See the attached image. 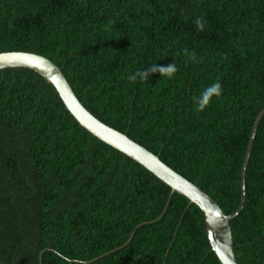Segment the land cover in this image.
<instances>
[{
  "label": "trees",
  "instance_id": "trees-1",
  "mask_svg": "<svg viewBox=\"0 0 264 264\" xmlns=\"http://www.w3.org/2000/svg\"><path fill=\"white\" fill-rule=\"evenodd\" d=\"M50 60L100 122L226 216L264 110V0H0V53ZM230 222L264 264V116ZM100 142L55 89L0 70V264H220L201 210Z\"/></svg>",
  "mask_w": 264,
  "mask_h": 264
},
{
  "label": "water",
  "instance_id": "water-1",
  "mask_svg": "<svg viewBox=\"0 0 264 264\" xmlns=\"http://www.w3.org/2000/svg\"><path fill=\"white\" fill-rule=\"evenodd\" d=\"M8 68L28 69L43 77L55 89L64 107L81 128L154 175L171 189L170 195L179 194L185 197L190 204L197 206L205 218L208 240L220 264H238L233 252L230 222L240 214L243 208L246 166L258 124L264 116V110L255 120L245 153L241 169V199L239 207L233 214L226 216L219 206L200 188L174 172L160 161L156 155L91 115L77 99L62 72L50 60L24 52L0 53V70Z\"/></svg>",
  "mask_w": 264,
  "mask_h": 264
},
{
  "label": "bare ground",
  "instance_id": "bare-ground-1",
  "mask_svg": "<svg viewBox=\"0 0 264 264\" xmlns=\"http://www.w3.org/2000/svg\"><path fill=\"white\" fill-rule=\"evenodd\" d=\"M2 71V70H1Z\"/></svg>",
  "mask_w": 264,
  "mask_h": 264
}]
</instances>
